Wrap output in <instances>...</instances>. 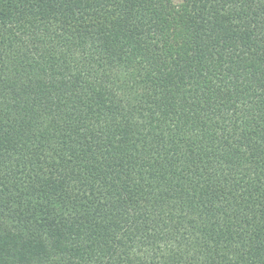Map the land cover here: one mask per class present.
<instances>
[{
    "label": "trees",
    "instance_id": "1",
    "mask_svg": "<svg viewBox=\"0 0 264 264\" xmlns=\"http://www.w3.org/2000/svg\"><path fill=\"white\" fill-rule=\"evenodd\" d=\"M0 264H264V0H0Z\"/></svg>",
    "mask_w": 264,
    "mask_h": 264
}]
</instances>
